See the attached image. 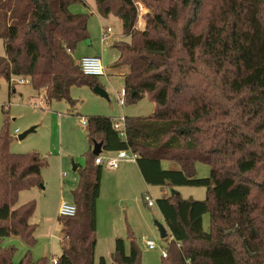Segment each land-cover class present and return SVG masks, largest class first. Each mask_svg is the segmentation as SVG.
Instances as JSON below:
<instances>
[{
  "label": "trees",
  "instance_id": "trees-1",
  "mask_svg": "<svg viewBox=\"0 0 264 264\" xmlns=\"http://www.w3.org/2000/svg\"><path fill=\"white\" fill-rule=\"evenodd\" d=\"M136 0H94L97 12L122 22L130 42L115 44L127 104L145 96L155 104L148 117H125L127 139L113 119L87 120L91 151L71 192L77 214L59 218L58 264H95L96 204L103 166L92 150L131 151L149 186L168 187L157 199L172 242L163 264H264V0H140L150 10L137 28ZM85 0H0V81L27 79L48 103L67 101L73 86H101L86 76L73 54L89 38L88 13H73ZM0 133V242L20 237L33 244L36 202L18 206L22 191L43 184L48 166L37 153L14 154ZM175 161L178 170L161 162ZM211 167L197 176L196 164ZM179 187H203L206 199L183 198ZM209 215V228L204 217ZM167 238V237H166ZM116 238L112 264H141L132 237ZM0 264H13L0 252ZM19 264H33L28 258ZM98 264H107L100 258Z\"/></svg>",
  "mask_w": 264,
  "mask_h": 264
},
{
  "label": "rangeland",
  "instance_id": "rangeland-1",
  "mask_svg": "<svg viewBox=\"0 0 264 264\" xmlns=\"http://www.w3.org/2000/svg\"><path fill=\"white\" fill-rule=\"evenodd\" d=\"M136 6L143 7L137 16L138 30H144L146 15L149 9L140 0ZM73 13H88V34L86 41H81L74 51V60L78 63L84 56L98 55L106 69V76L100 78V84L108 98L101 97L89 86H73L70 97L74 105L67 101L48 103L42 92L33 90L29 82L0 81V133L6 127L11 137L10 151L14 154L37 153L45 158L48 166L42 172L43 184L24 190L19 195L18 206L29 201L36 202V210L32 223L36 225L34 243L30 244L20 237H7L0 242V252H10L13 264L29 259L33 264H52L53 257H61L62 224L59 222L58 210L62 201L72 202V193L78 184L80 172L86 164V156L92 147L86 138L87 125L82 119L93 116L111 118L148 117L153 114L155 104L145 96L134 104L118 102L119 93L124 90L122 69L115 68L119 51L115 44L130 42L131 38L123 34L121 20L114 16H101L97 12L94 0H85L84 4L76 3L70 7ZM102 26L112 29V39L101 44ZM5 55L3 41L0 39V56ZM44 95V94H43ZM35 128L23 140L18 137ZM118 152L102 151L103 160L116 157ZM128 155L131 154L127 151ZM103 165L100 196L96 204L97 243L95 248V264L105 257L107 264H112L111 254L115 249L116 238L126 241L127 253L133 237L137 245L141 264H163V253L167 252L172 238L160 236L156 223L165 225L157 199L171 192L167 187L149 186L138 173L135 161L121 163L119 168L110 169ZM164 170H178L175 161L161 162ZM76 167V169H75ZM199 178H207L211 167L197 163ZM127 178V179H126ZM183 198L197 201L206 199L203 187L176 188ZM149 194L154 206L149 207L145 200ZM204 227L209 228V215L204 217ZM152 240L156 248L151 250L146 242ZM261 262H259L260 264Z\"/></svg>",
  "mask_w": 264,
  "mask_h": 264
},
{
  "label": "built area",
  "instance_id": "built-area-1",
  "mask_svg": "<svg viewBox=\"0 0 264 264\" xmlns=\"http://www.w3.org/2000/svg\"><path fill=\"white\" fill-rule=\"evenodd\" d=\"M137 10L139 13L140 10L143 11V7L139 5V8H137ZM111 38H112V29L110 27L105 28L102 26L101 44H104L105 42H107ZM78 64L80 66L81 71L86 76L97 77L99 79L101 77L106 76V70L104 68L102 59L98 56L82 57L80 59V61L78 62ZM11 82H14V80L12 79ZM17 82L22 83V84H26L29 81L27 79L19 78V79H17ZM126 99H127V92L124 89L119 93V99H118L119 104L121 106L126 104V101H127ZM112 121H113V128L119 134V137L122 140H126L127 134H126V119H125V117L115 118ZM82 125H87L86 119H82ZM135 160H137V154L131 152V154L128 155L127 151H120L117 153L116 157L111 158V159H107L106 165L110 169L115 170V169L119 168L120 164L123 161H135ZM106 161H104L103 157H100V156H97L95 159V163L97 165H102V166L106 163ZM145 200H146L147 205L149 207L154 206V201L151 199L149 194H145ZM76 214H77V208H76V205L74 203L67 202V201H62L60 203L59 210H58L59 218H71V217L73 218L76 216ZM146 244H147V247L151 250L156 248V244L152 240H148L146 242ZM166 256H167V253L164 252L163 257H166ZM58 262H59L58 258L53 257L52 264H58ZM185 262H186V264H192L190 259H186Z\"/></svg>",
  "mask_w": 264,
  "mask_h": 264
},
{
  "label": "water",
  "instance_id": "water-1",
  "mask_svg": "<svg viewBox=\"0 0 264 264\" xmlns=\"http://www.w3.org/2000/svg\"><path fill=\"white\" fill-rule=\"evenodd\" d=\"M94 92L97 93L98 95H100L101 97L104 98H108V95L106 94V92L104 91V89L102 88V86H96L94 89ZM35 131V128H32L26 132H24L23 134H21L18 138L20 140H23L24 138H26L29 134L33 133ZM103 149H102V144H95L92 150V153L95 157L99 156L102 153ZM76 169V167H75ZM173 193V192H171ZM159 232H160V236L161 238L165 239L168 236V232L166 229V226L160 223H156Z\"/></svg>",
  "mask_w": 264,
  "mask_h": 264
},
{
  "label": "crops",
  "instance_id": "crops-1",
  "mask_svg": "<svg viewBox=\"0 0 264 264\" xmlns=\"http://www.w3.org/2000/svg\"><path fill=\"white\" fill-rule=\"evenodd\" d=\"M112 39V38H111ZM110 39V40H111ZM88 56H98V55H96V52L94 53V54H91V55H88ZM85 57V56H84ZM99 57V56H98ZM105 68V67H104ZM106 70V69H105ZM41 93H39V95H40ZM42 96L44 97V95H43V93H42ZM111 118V117H110ZM111 119H115V118H111ZM124 162H128V161H123L122 163H124ZM138 167V166H137ZM116 170V169H115ZM138 173H140V175H141V177H142V174H141V172H140V170H139V168H138ZM198 171H199V169H198ZM198 171H197V173H198ZM143 178V177H142ZM127 179V178H126ZM144 180V179H143ZM168 188V187H167ZM170 190V192H171V189H169ZM72 192V191H71ZM164 196H169V195H164ZM163 196V197H164ZM60 206V205H59ZM167 229V228H166ZM147 245V244H146ZM101 258H105V257H101ZM106 259V258H105ZM107 261V260H106Z\"/></svg>",
  "mask_w": 264,
  "mask_h": 264
}]
</instances>
